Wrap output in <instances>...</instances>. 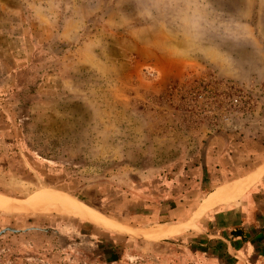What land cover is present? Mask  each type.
I'll return each instance as SVG.
<instances>
[{"label":"rangeland","instance_id":"rangeland-1","mask_svg":"<svg viewBox=\"0 0 264 264\" xmlns=\"http://www.w3.org/2000/svg\"><path fill=\"white\" fill-rule=\"evenodd\" d=\"M263 157L264 0H0V264H236L192 210Z\"/></svg>","mask_w":264,"mask_h":264},{"label":"crops","instance_id":"crops-1","mask_svg":"<svg viewBox=\"0 0 264 264\" xmlns=\"http://www.w3.org/2000/svg\"><path fill=\"white\" fill-rule=\"evenodd\" d=\"M247 176L250 180L244 188L223 195L219 189L227 183L220 185L215 191L217 197L205 204V195L212 189L209 190L192 210V214L196 211L192 217L199 213L198 218L203 219L202 227L218 232L216 235L225 242V250L232 254L236 264H264V157L232 181ZM235 228L240 230L243 238L229 236V231Z\"/></svg>","mask_w":264,"mask_h":264},{"label":"bare ground","instance_id":"bare-ground-1","mask_svg":"<svg viewBox=\"0 0 264 264\" xmlns=\"http://www.w3.org/2000/svg\"><path fill=\"white\" fill-rule=\"evenodd\" d=\"M35 204L37 206H40L43 208L56 206V207H62V209L63 208H70V209L77 211L79 213L89 212L85 207L76 203L68 195L57 196V195L49 194V195L45 196L41 201L35 202ZM32 207H35V205L30 204V205L11 206V205L7 204L2 198H0V209H9L10 211L14 209L17 211H22V210L29 209ZM179 228H180L179 226H168V227L165 226V227H161L158 230H156L154 232L152 231V232L154 234L166 235V234L171 233L172 231H180Z\"/></svg>","mask_w":264,"mask_h":264},{"label":"trees","instance_id":"trees-1","mask_svg":"<svg viewBox=\"0 0 264 264\" xmlns=\"http://www.w3.org/2000/svg\"><path fill=\"white\" fill-rule=\"evenodd\" d=\"M228 234L231 237L240 236L241 238H243L242 234H241V232H240V230L238 228L231 229Z\"/></svg>","mask_w":264,"mask_h":264},{"label":"water","instance_id":"water-1","mask_svg":"<svg viewBox=\"0 0 264 264\" xmlns=\"http://www.w3.org/2000/svg\"><path fill=\"white\" fill-rule=\"evenodd\" d=\"M12 230V229H11Z\"/></svg>","mask_w":264,"mask_h":264}]
</instances>
